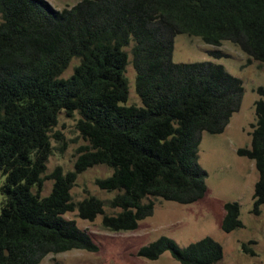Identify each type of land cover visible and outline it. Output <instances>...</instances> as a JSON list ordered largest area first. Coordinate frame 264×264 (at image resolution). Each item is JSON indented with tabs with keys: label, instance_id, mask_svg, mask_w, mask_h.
I'll return each instance as SVG.
<instances>
[{
	"label": "trees",
	"instance_id": "16d2710c",
	"mask_svg": "<svg viewBox=\"0 0 264 264\" xmlns=\"http://www.w3.org/2000/svg\"><path fill=\"white\" fill-rule=\"evenodd\" d=\"M0 16V264L97 251L68 212L78 210L87 220L102 214L106 229L129 231L153 214L154 198L189 204L206 195L202 133L225 131L245 88L223 64L175 62V37L187 33L212 46L230 41L247 54V63H264V0H78L63 9L47 0H0ZM75 60L73 73L62 77ZM130 61L141 104H127ZM257 91L251 146L237 153L255 161L258 215L264 205V86ZM63 111H78L76 127L88 143L78 149L73 170L59 165L47 173L53 138L62 137L54 128ZM97 165L112 172L96 185L115 195L74 199L79 174ZM47 179L53 186L43 195ZM224 207L222 229L243 227L239 202ZM252 243H243V250L254 252ZM166 251L181 264H219L224 256L210 236L181 247L165 235L138 255L155 260Z\"/></svg>",
	"mask_w": 264,
	"mask_h": 264
},
{
	"label": "rangeland",
	"instance_id": "374dc122",
	"mask_svg": "<svg viewBox=\"0 0 264 264\" xmlns=\"http://www.w3.org/2000/svg\"><path fill=\"white\" fill-rule=\"evenodd\" d=\"M53 7L63 9L71 7L78 0H47ZM1 20V16H0ZM219 49L220 54L212 53ZM247 54L233 42L224 41L220 46H212L201 37L187 33L177 34L173 60L175 62H195L210 60L223 64L229 72L243 80L245 92L241 108L235 112L225 131L212 134L202 133L199 147V163L208 172L206 195L194 203L182 204L176 201L155 199V209L151 216L139 221L134 230L111 231L102 224L103 215L95 220L83 219L78 210L65 216L75 219L78 226L86 230L98 244L97 251L73 249L58 254H48L40 264H181L170 251L164 252L158 259L151 260L138 255L141 247L165 235L173 238L181 247L210 236L221 243L224 256L219 264H264V205L260 214L254 213L253 193L259 173L255 161L237 153L239 147L251 146L252 123L256 122L255 102L260 98L257 89L264 86V63H247ZM72 62L62 77H68L74 71ZM126 76L129 82L127 104H141L136 92V71L131 63L127 65ZM78 111L69 116L65 111L59 115L54 132L62 134L61 139L53 138V154L47 163V173L56 166L65 171L73 170L78 149L87 145L76 127ZM64 146V148H63ZM112 170L106 165H97L79 174L72 189L74 199L80 200L93 194L102 200H109L115 192L100 189L97 178L110 175ZM5 176L0 172V186ZM53 181L45 180L42 194H48ZM3 196L0 192V212ZM237 201L240 204V219L243 227L231 232L222 229L225 216V203ZM106 213L112 208L105 204ZM118 211V210H117ZM249 244L254 252L243 250V243Z\"/></svg>",
	"mask_w": 264,
	"mask_h": 264
}]
</instances>
